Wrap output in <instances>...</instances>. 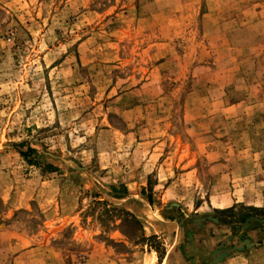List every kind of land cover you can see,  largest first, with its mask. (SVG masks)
I'll return each instance as SVG.
<instances>
[{"label":"rangeland","instance_id":"374dc122","mask_svg":"<svg viewBox=\"0 0 264 264\" xmlns=\"http://www.w3.org/2000/svg\"><path fill=\"white\" fill-rule=\"evenodd\" d=\"M0 216L5 264H264V0H0Z\"/></svg>","mask_w":264,"mask_h":264},{"label":"crops","instance_id":"0c3cea01","mask_svg":"<svg viewBox=\"0 0 264 264\" xmlns=\"http://www.w3.org/2000/svg\"><path fill=\"white\" fill-rule=\"evenodd\" d=\"M5 204L9 205V211L19 209L16 205L9 203V201H6ZM14 238H17L18 240H14ZM22 238L23 237L21 230L16 225H13V223L10 221V216H0V264H5L9 251H12V249L15 248L16 250H18V247L20 246L19 240H21ZM34 250L35 248L31 251H27L26 253H20L17 251V253H15V261L20 260L24 254H27Z\"/></svg>","mask_w":264,"mask_h":264}]
</instances>
